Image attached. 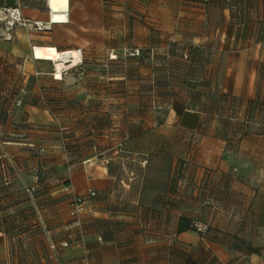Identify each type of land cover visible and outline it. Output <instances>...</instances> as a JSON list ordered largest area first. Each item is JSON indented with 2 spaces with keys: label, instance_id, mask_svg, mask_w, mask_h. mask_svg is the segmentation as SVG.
Returning a JSON list of instances; mask_svg holds the SVG:
<instances>
[{
  "label": "crops",
  "instance_id": "0c3cea01",
  "mask_svg": "<svg viewBox=\"0 0 264 264\" xmlns=\"http://www.w3.org/2000/svg\"><path fill=\"white\" fill-rule=\"evenodd\" d=\"M102 1L69 0V21L50 25L44 0H0V21L3 8H19L27 22L12 28V38L0 36L6 61L0 112L8 113L0 121V264H264V0H135L137 15L161 10L179 20L185 29L178 40L144 27L129 42L121 21L112 26L113 14L102 7L108 18L100 44L102 97H117L120 117L112 121V106L104 102L102 121L72 117L67 140L45 107L47 99L65 100L56 95L62 77L46 48L81 50L83 63L74 69L83 78L94 33L80 29L88 35L79 43L74 21ZM176 42L183 43L181 52L170 50ZM36 47L48 60L37 58ZM136 47L145 56L127 57ZM20 84L25 100L16 104ZM16 106L41 134L18 145L55 155L47 167L56 169L35 197L15 183ZM80 195L89 206L80 217L84 243L52 249L78 236L69 212ZM182 217L257 251L210 240L203 231L178 233Z\"/></svg>",
  "mask_w": 264,
  "mask_h": 264
},
{
  "label": "rangeland",
  "instance_id": "374dc122",
  "mask_svg": "<svg viewBox=\"0 0 264 264\" xmlns=\"http://www.w3.org/2000/svg\"><path fill=\"white\" fill-rule=\"evenodd\" d=\"M34 2L35 0H31ZM135 0H103L102 1V6L101 3H98L97 5H89L87 7L86 12L81 14L80 16H77L78 18L74 21V23L79 27L78 31V37L75 38V40H78L79 43L84 41V37H87V32H81L80 29L86 28L87 30H92L94 33V45L91 46L89 50H87V55L90 56L91 60L83 66V70L85 73V76L81 78L77 71L74 69V67H71L72 64H68L65 66V69L63 72L60 74H57V77H62V80L60 81V92H57L56 95L62 94L64 95L63 99L64 101H58L55 102L50 101L47 99L45 107L47 108L48 113H50V117L52 121L58 122L59 124L61 123V126L63 128V133H64V138L67 140H70L72 138L71 134V126L73 125L72 123V117L76 120L79 117L84 116V119L90 117L91 120H101L102 121V108H104V102L105 103H110L112 108L110 111V116L112 121H117L119 116L118 111L113 108V106L118 103L117 97H111V101H106L104 97H102V90L104 86V80H102V72H103V58H102V50H101V43L103 40V30H104V22L106 21L105 19H108L104 12H110L112 13V22L111 25H116L118 21H121V24H123L127 37L129 39V42L132 41L134 36L136 35L137 31L139 29H157V31H161L163 33L167 34V31L170 32V35L175 36L173 37L175 39H179L181 36L180 29L184 31L185 27H182V23L179 20L174 21L175 19L170 17V15H166L163 13V11L158 10L159 14L154 13V14H148L144 16H140L136 14V11H134V8L136 7ZM41 4L42 3H38ZM135 5V6H134ZM103 7V9H102ZM137 10V9H135ZM3 11V9L1 10ZM153 13V12H152ZM5 16L6 14L4 13L3 19L0 21V36L6 38L5 35ZM105 20V21H104ZM122 26V28H123ZM184 26V24H183ZM177 27L179 29H177ZM123 28V29H124ZM122 37L125 36L124 30H122ZM4 33V34H3ZM65 32H63V35ZM133 35V37H132ZM1 38V37H0ZM133 38V39H132ZM85 42V41H84ZM177 43V42H176ZM169 44H173L172 41L169 42ZM176 47H173L172 45L170 46V50L172 48L178 49L179 52H181L183 43L179 42L177 43ZM168 46V42L166 43V46ZM93 47V48H92ZM135 49L139 48H134V49H128L126 52L127 57H131L135 55ZM140 56H145L146 53L143 54V50L139 49ZM150 52V51H149ZM117 53V52H116ZM39 54L41 57H37L38 59H43V60H48V56L45 55L44 52L40 51ZM118 54V53H117ZM117 54L114 55L117 58ZM155 54V49H153V55ZM150 55V54H149ZM114 57L113 55H111ZM136 56V55H135ZM113 59V58H112ZM6 64L5 60L0 59V70H4ZM84 65V64H83ZM117 70V67H115ZM134 67L132 68V70ZM87 75H95L91 77H87ZM20 82L18 79H16V86ZM116 85L118 84V81L112 82ZM130 85V86H129ZM134 85V81L129 79L128 86L131 87ZM22 85H19V88L16 91V97H15V102L16 104H21L24 102V93H25V88L22 89ZM90 89V91H88ZM65 90V91H64ZM85 90V91H83ZM66 94V95H65ZM132 96V100H133ZM146 98V97H145ZM148 101H150V97H147ZM158 99V97H157ZM162 103L163 101L160 100ZM62 102V103H61ZM63 104V105H62ZM94 107V111L91 112L90 110L87 111V109H91L90 107ZM78 108H80V111H78ZM101 109V110H99ZM62 112V113H61ZM8 113L6 112H0V121L1 120H6V116ZM14 118H15V174H16V185L19 183H24L27 186H29V189L33 186H36V192L33 194V197H35L40 191L41 188L37 187V184L44 178L46 177V173L50 175L53 173V169H56V167H47L50 162H54L53 157H55L54 154H51V156H44L43 154L44 150L43 148H25L22 145H18L19 143H25L29 142V140H34L37 139V141L41 140L40 135L37 131L38 128H32L30 125L32 124L29 121V116L28 113L25 112L21 107L16 106V109L14 111ZM64 114V115H61ZM94 114V116H93ZM131 114V113H128ZM62 116V117H61ZM62 120V122H60ZM74 120V121H75ZM107 124V123H106ZM105 124V125H106ZM101 122V126H102ZM1 132L3 135H5L6 129H1ZM40 147L43 144H39ZM30 149V150H29ZM43 150V151H42ZM53 150V149H50ZM41 158V159H40ZM30 159L31 161H29ZM50 159V160H49ZM48 161V162H44ZM53 168V169H50ZM25 175V176H24ZM28 193V192H27ZM37 193V194H36ZM29 195V193H28ZM30 196V195H29ZM229 218H235L234 214L229 213L228 215ZM197 229V228H196ZM197 231H199L197 229ZM203 233L207 238L210 240H218L224 243L229 244L232 247H240V248H245V244L242 242L245 241L241 238H238L235 235H232L227 232H222L218 231L216 229H213L211 227H203ZM239 239V240H237ZM246 242V241H245Z\"/></svg>",
  "mask_w": 264,
  "mask_h": 264
},
{
  "label": "built area",
  "instance_id": "2783aa9c",
  "mask_svg": "<svg viewBox=\"0 0 264 264\" xmlns=\"http://www.w3.org/2000/svg\"><path fill=\"white\" fill-rule=\"evenodd\" d=\"M233 0H225V2L227 3H232ZM3 12L6 14V28H5V35L6 38H12L11 37V31L12 28L15 25H21V26H25L27 25L26 20H24L21 16L20 10L19 8H3ZM9 19H8V18ZM51 20H50V25H51ZM36 27L39 31H43L44 29H46V26H44V24L41 23H36ZM76 52L79 54L80 56V61L79 63H77L75 66L77 65H82L83 63V54L81 50H76ZM136 54H139V51L136 50ZM114 58V57H113ZM73 59V58H72ZM72 64V62H71ZM72 188H70L69 186H65L64 190L65 191H71ZM27 192L29 193V195L31 197H33V194L36 192V186L31 187L30 189L27 190ZM87 196H89L90 198H95L96 197V192L90 190L87 193ZM88 202L86 200L85 196H75L72 199L71 202V208H70V216L74 219H76V226L79 228V232H78V236L76 237V239H72L71 241H63L61 243H59V245L57 246L56 244H52L51 248L52 249H56L57 247H62V248H67L69 247L71 244L73 243H80L83 244L85 239H84V233L83 230L81 229V224H80V217L85 214L88 211ZM194 226L199 230V231H203V225L202 223H200L199 221H196L194 223ZM231 264H248L245 260H240L238 262L235 263H231Z\"/></svg>",
  "mask_w": 264,
  "mask_h": 264
},
{
  "label": "bare ground",
  "instance_id": "6f19581e",
  "mask_svg": "<svg viewBox=\"0 0 264 264\" xmlns=\"http://www.w3.org/2000/svg\"><path fill=\"white\" fill-rule=\"evenodd\" d=\"M43 1V0H41ZM47 3L52 24L67 23L69 21V0H44ZM40 49L36 47L35 53L39 54ZM46 52L50 56V61L56 63L57 74L62 72L66 65H76L80 61V56L76 51L58 52L55 48L47 47ZM73 58V59H72ZM53 63V62H52Z\"/></svg>",
  "mask_w": 264,
  "mask_h": 264
},
{
  "label": "trees",
  "instance_id": "16d2710c",
  "mask_svg": "<svg viewBox=\"0 0 264 264\" xmlns=\"http://www.w3.org/2000/svg\"><path fill=\"white\" fill-rule=\"evenodd\" d=\"M176 46H178V45H174V47H176ZM136 50H138L139 51V49H135L134 51H135V55L136 56H140V51H139V54H136ZM177 52H179V50L178 49H175ZM151 55L153 54V49L152 50H150V52H149ZM134 55V56H135ZM165 100H168V99H165ZM164 100V101H165ZM168 101H170V100H168ZM167 102V101H166ZM40 183V182H39ZM37 184V187H39V188H41L39 185L40 184ZM37 194V193H36ZM180 223H179V225H178V233H182V232H185V231H189V230H191V231H195V232H197V229H196V227L194 226V223L195 222H193L192 220H190V219H188V218H184V217H182L181 219H180V221H179ZM237 240H239V239H237ZM243 244H245V248H240V247H235L236 249H238V250H246L248 253H251V252H256L257 251V249H253L252 247H251V245L249 244V243H247V242H245V241H243L242 242Z\"/></svg>",
  "mask_w": 264,
  "mask_h": 264
}]
</instances>
